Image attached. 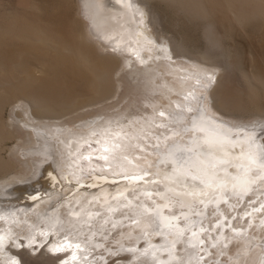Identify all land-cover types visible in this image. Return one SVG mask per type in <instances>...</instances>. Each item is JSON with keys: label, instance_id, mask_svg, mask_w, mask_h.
<instances>
[{"label": "bare ground", "instance_id": "obj_1", "mask_svg": "<svg viewBox=\"0 0 264 264\" xmlns=\"http://www.w3.org/2000/svg\"><path fill=\"white\" fill-rule=\"evenodd\" d=\"M151 1L1 11L0 264H264V63L228 33L264 0H160L195 46ZM193 121L231 138L206 156Z\"/></svg>", "mask_w": 264, "mask_h": 264}, {"label": "rangeland", "instance_id": "obj_2", "mask_svg": "<svg viewBox=\"0 0 264 264\" xmlns=\"http://www.w3.org/2000/svg\"><path fill=\"white\" fill-rule=\"evenodd\" d=\"M68 1V0H67ZM67 1H64L65 3L63 4L62 2L60 3V4H62L61 5V8L59 7H57L58 9H56V7L55 6H57L58 4H59V0H58V2H57V0H0V14H1V11H3V10H6V8H7V10H10L12 7H14V8H12V10H14V9H16L18 6H20V7H18L17 9H21V10H24V9H29L30 8V6L32 7V5H34L35 3L36 4H38L39 3V6H40V3L42 4V5H44V6H46L47 7V9H46V7H45V9L47 10H45V14L47 13H50L51 12V14H48V16L49 15H52V17H51V19H54V22L56 23V24H60V25H67V26H69V28H76V26H75V23H74V18H75V16H77V11L75 12V14H73L74 13V11L75 10H77L76 8H77V5L81 2V5H82V0H79L80 2L78 3V0H71L72 2H71V4H70V2H69V5L71 6V8H69V6L68 7H65V5L67 6V4H68V2ZM70 1V0H69ZM57 2V3H56ZM78 3V4H77ZM59 4V5H60ZM159 5V6H157V5ZM41 5V7H44V6H42ZM51 5H53L54 6V9H52V10H54V11H52V10H50L51 9ZM155 11H158V13L157 14H159V15H157L159 18H158V22L156 23V24H159V25H156L157 27H159L158 29L159 30H161V31H163V33H165V34H169V36L168 37H176V36H184V35H187V37L188 36H190L191 38H192V40H194V41H192L191 40V38H190V43L192 44V45H194L195 46V44L196 45H198L199 43L197 42V40H195L196 39V35H197V31H195L196 29H195V27L192 25V26H190L187 22V24H184L183 22H182V25H179V26H177L176 28H174V27H172L171 26V22H172V17L174 16L172 13V10L171 9H169L168 7H167V5H165V3H162V1L160 2V0H153V1H151L150 2V4H149ZM29 8H28V7ZM50 6V7H49ZM53 6H52V8H53ZM8 7H9V9H8ZM27 7V8H26ZM75 7V8H74ZM48 8H50L49 10H48ZM65 9V10H63V9ZM70 9L69 11H68V9ZM220 8V7H219ZM218 8V10H217V12L219 13L220 11H221V8L219 9ZM44 9V8H43ZM56 9V10H55ZM61 9V10H60ZM74 9V10H73ZM223 9V8H222ZM11 10V11H12ZM58 10V11H57ZM61 11V13H60V11ZM62 10L64 11L63 13H62ZM66 10H67V12H71L72 14L70 15V14H67V12H66ZM72 10V11H71ZM44 11V10H43ZM55 11H57V13L61 16V15H63V16H61L62 18H60V16H58V15H54L56 12ZM215 11H216V9H215ZM10 12V11H9ZM216 12V13H217ZM2 13H7V11H3ZM53 13V14H52ZM215 13V14H216ZM46 14V15H47ZM82 14H83V17L85 18V16H84V11H83V5H82ZM214 14V15H215ZM65 15V16H64ZM67 15H69V18L68 17H66ZM73 15V16H72ZM75 15V16H74ZM225 15V14H224ZM53 16H56L55 18H57L56 20H55V18H53ZM71 16L73 17V18H71ZM222 16H223V14H222ZM225 16H227V15H225ZM225 16H224V19H223V21L225 20ZM228 16H230V15H228ZM162 19H161V18ZM217 17V19L219 18L220 19V21H219V19L217 20V21H219L220 23H221V13H220V17H219V15L218 16H214V19ZM231 18V17H230ZM229 18V19H230ZM60 19H61V21H60ZM227 19V18H226ZM66 20V21H65ZM70 20V21H69ZM72 20V21H71ZM216 20V19H215ZM161 21V22H160ZM230 21V23H231V20H229ZM229 21L227 22L226 20L224 21V22H222L224 25H226V23L228 24L229 23ZM66 22H69V24H67ZM219 22H217V23H219ZM73 23V24H72ZM161 23V24H160ZM253 23H255V25L253 24ZM250 24H251V26L254 28V29H252L251 28V26H250ZM253 24V25H252ZM220 25V24H219ZM222 25V24H221ZM233 25H235V24H233ZM233 25H231L230 24V26L229 27H233ZM93 25H89V27L91 28ZM169 26V27H168ZM255 26V27H254ZM256 26H258V27H256ZM259 26L260 25H257V22H255V21H251V22H249L248 23V25L246 24L245 26H244V28H242V29H240V30H243L245 33H243L242 31L241 32H239L240 30L238 29V26L236 27V29H234L235 27H233V30H231L230 29V31L228 32L230 35H231V38H232V40L231 41H233L234 42V47H233V42H231V41H229L231 44V46L233 47V48H235L234 49V51L236 52V53H238L237 55V57H239V59L240 60H242L244 57V59L241 61L242 62V65L245 67V66H248L247 68H249L250 70L251 69H253V66L251 67L250 66V63L249 62H252V61H254L252 64H254V67H256L257 69H260V67H261V69H262V71H264V68H262V67H264V64L263 65H261V63L263 62L264 63V43H261L260 42V36H262L263 35V32H259ZM179 27V28H178ZM184 27V28H183ZM220 27H222V26H220ZM250 27V28H249ZM162 28V29H161ZM170 30H169V29ZM222 28H224V27H222ZM226 29L228 28L227 26L225 27ZM240 28V27H239ZM247 28V29H246ZM167 29V30H166ZM186 29V30H185ZM255 29H257L256 31H255ZM164 30H165V32H164ZM249 30H250V32H249ZM255 31V33H254V31ZM170 31V32H169ZM173 31H175V32H173ZM227 31H228V29H227ZM233 31V32H232ZM238 31V32H237ZM257 31H258V33H257ZM261 31V30H260ZM182 32V33H181ZM231 32V33H230ZM248 32V34L246 35V33ZM173 33V34H172ZM232 33H233V35H234V37H233V35H232ZM261 34L262 33V35H258V34ZM176 34V35H175ZM249 35V36H248ZM251 35V36H250ZM247 36V37H246ZM264 36V35H263ZM259 37V38H258ZM264 39V38H263ZM263 39H261V40H263ZM193 42H197V43H193ZM263 42V41H262ZM261 43V44H260ZM263 44V45H262ZM237 45H239V46H237ZM253 45V46H252ZM261 45V46H260ZM263 46V47H262ZM260 47H262V48H260ZM237 48V49H236ZM238 50V51H237ZM244 52V53H243ZM240 53H241V55H240ZM244 55H243V54ZM252 57V61H250L251 59L249 58V57ZM256 58V60L257 61H255V58ZM246 59H247V61L248 62H246ZM259 62H261V63H259L261 66L258 68V66L259 65H257ZM244 63V64H243ZM245 63H246V65H245ZM249 64V65H248ZM256 64V65H255ZM251 67V68H250ZM246 68V67H245ZM248 69V70H249ZM260 69V70H261ZM8 109V110H7ZM10 108H6V110L4 111V116L5 117H8L9 116V113H10V110H9ZM8 111V112H7ZM7 112V113H6ZM10 144H13V141H11L10 142ZM261 147H263L262 146V144H261ZM25 179H27V178H25ZM45 245V244H44ZM32 256H34V262H35V264H56V262H55V258L54 257H51L50 256V254L49 255H46V257H41V258H37L36 259V257H37V253H35L34 255H33V253H32ZM36 260V261H35Z\"/></svg>", "mask_w": 264, "mask_h": 264}, {"label": "snow or ice", "instance_id": "obj_3", "mask_svg": "<svg viewBox=\"0 0 264 264\" xmlns=\"http://www.w3.org/2000/svg\"><path fill=\"white\" fill-rule=\"evenodd\" d=\"M164 116V113L161 112L160 113V117H163ZM193 128L194 129H198L199 132L203 133V136L200 137V139H202L203 143L207 145V148L201 146L199 148V151L203 154H205L206 156H210L211 155V150L212 148L214 147H223L224 146V141L230 139V134L228 133H222L220 130L218 129H214V128H211L209 126H205L203 124H197L195 121H193ZM261 134L264 135V126L261 127ZM119 135V134H118ZM97 143H99V141H97ZM121 145L119 144H113L112 145V150H115L117 148H120ZM191 151V149L189 150ZM103 152L105 153L104 155V160L105 161H108L109 159V152H110V149L108 147H105L103 149ZM90 159V157H89ZM125 159H127L125 157ZM237 167H239V165H237ZM126 179L129 178V177H125ZM131 179L133 180H141L143 179L142 177H138V176H132L130 177ZM167 205H165L166 207ZM167 219V218H165ZM3 241V237H0V242ZM77 248H79V245H76ZM53 251H63L64 249L63 248H60V247H56V248H53L52 249ZM12 264H17V262L15 260L12 261Z\"/></svg>", "mask_w": 264, "mask_h": 264}]
</instances>
